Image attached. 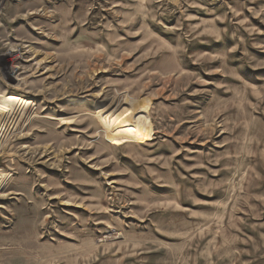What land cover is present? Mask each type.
Returning a JSON list of instances; mask_svg holds the SVG:
<instances>
[{
  "label": "rangeland",
  "instance_id": "1",
  "mask_svg": "<svg viewBox=\"0 0 264 264\" xmlns=\"http://www.w3.org/2000/svg\"><path fill=\"white\" fill-rule=\"evenodd\" d=\"M9 1L0 264H264V0Z\"/></svg>",
  "mask_w": 264,
  "mask_h": 264
},
{
  "label": "crops",
  "instance_id": "2",
  "mask_svg": "<svg viewBox=\"0 0 264 264\" xmlns=\"http://www.w3.org/2000/svg\"><path fill=\"white\" fill-rule=\"evenodd\" d=\"M35 4V7H30V4ZM107 0H10L8 3V10L6 12L7 24L14 22L24 21V17L27 15H35L41 10V6H50L52 9L54 5L67 4L69 6H75L79 4H105ZM52 9H47L50 12ZM27 13V14H26ZM42 13V12H41ZM13 25V24H12Z\"/></svg>",
  "mask_w": 264,
  "mask_h": 264
},
{
  "label": "bare ground",
  "instance_id": "3",
  "mask_svg": "<svg viewBox=\"0 0 264 264\" xmlns=\"http://www.w3.org/2000/svg\"><path fill=\"white\" fill-rule=\"evenodd\" d=\"M11 59H12L11 63H13V61H18V59H20V57L15 56V58H11ZM9 118H10L9 112H7V111L0 112V149H2V146L4 145L5 140L8 138V135L11 132L10 131L9 133H7V128L11 127ZM8 131H9V129H8Z\"/></svg>",
  "mask_w": 264,
  "mask_h": 264
}]
</instances>
